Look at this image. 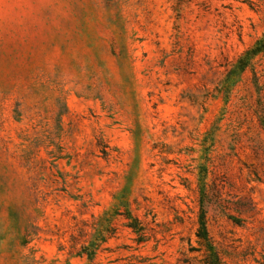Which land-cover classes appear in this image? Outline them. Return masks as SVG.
I'll use <instances>...</instances> for the list:
<instances>
[{
    "label": "rangeland",
    "instance_id": "1",
    "mask_svg": "<svg viewBox=\"0 0 264 264\" xmlns=\"http://www.w3.org/2000/svg\"><path fill=\"white\" fill-rule=\"evenodd\" d=\"M203 220L264 264V0H0V264H201Z\"/></svg>",
    "mask_w": 264,
    "mask_h": 264
},
{
    "label": "trees",
    "instance_id": "2",
    "mask_svg": "<svg viewBox=\"0 0 264 264\" xmlns=\"http://www.w3.org/2000/svg\"><path fill=\"white\" fill-rule=\"evenodd\" d=\"M251 54H253V51ZM196 236L200 249L203 251L204 255V258L201 260V264H224L212 237L209 235L205 220L202 221L199 229L197 230Z\"/></svg>",
    "mask_w": 264,
    "mask_h": 264
}]
</instances>
